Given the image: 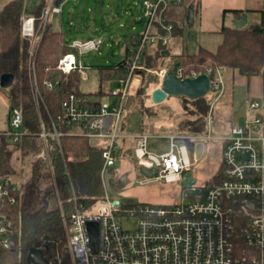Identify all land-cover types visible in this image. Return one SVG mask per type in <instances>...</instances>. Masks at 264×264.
Segmentation results:
<instances>
[{
    "label": "built area",
    "instance_id": "obj_1",
    "mask_svg": "<svg viewBox=\"0 0 264 264\" xmlns=\"http://www.w3.org/2000/svg\"><path fill=\"white\" fill-rule=\"evenodd\" d=\"M44 1L40 17L25 14L21 27L22 37L30 43V83L37 105L41 94L32 57L51 15L62 14L65 0L60 5H56L57 0ZM175 1H141L142 20H146L140 32L141 42H149L158 48L169 44L173 24L166 19L165 10L169 3ZM137 38V34H131L129 41L135 44ZM68 45L73 51L59 60L57 69L64 74L78 71L80 78L88 80L91 67L83 63L82 57L100 51L103 39H74ZM131 52H136L135 47H131ZM141 61L136 54L128 62L130 77L117 81L120 88L111 91L110 100L97 102L96 99L72 93L63 102L62 114L52 120V132L48 133L41 125L39 136L44 149L38 157L47 160L52 175L54 170L47 138H55L60 145L59 124L71 127L72 134L109 141L103 147V175L115 166L117 160H122L116 140L123 137L124 106L134 89L138 76L135 71L144 69ZM168 71L163 67L152 72L161 83ZM210 73L211 70H208L205 74L210 76ZM174 75L178 80L198 76L196 72L185 75L181 66ZM216 77V81L211 80L210 91L218 92L219 96L223 88L221 69H217ZM52 87L49 84V88ZM260 107L259 102H251L243 124L219 138L223 144L221 176L213 187H207V183L193 185L182 188L179 202L169 205L138 203L133 208H126L119 199L111 198L109 194L89 207L74 198L73 210L65 220L71 264H264V116L254 113ZM26 134L28 131L24 129L21 111L9 110L6 127L0 128V137L17 142ZM167 139L169 150L156 153L149 149L148 135L137 136L133 157L138 162H146L147 168H157L155 175L165 183H180L197 159L191 158L188 146L180 144L178 137ZM17 190L18 184L11 177L0 178V264H3L5 253L15 245L14 223L3 211L7 204H15ZM126 217L136 218L137 226L124 229L120 218ZM239 217L244 222L241 235L237 234ZM88 222L99 225L97 249L92 246Z\"/></svg>",
    "mask_w": 264,
    "mask_h": 264
},
{
    "label": "trees",
    "instance_id": "obj_2",
    "mask_svg": "<svg viewBox=\"0 0 264 264\" xmlns=\"http://www.w3.org/2000/svg\"><path fill=\"white\" fill-rule=\"evenodd\" d=\"M26 1L10 0L0 10V77L4 73L15 76L13 86L6 90L0 88V92L8 91L9 110L21 111L24 129L28 131L17 142L0 137V178L11 177L18 184V190L14 194L15 204H7L3 211L14 223L15 245L5 253L2 263L26 264L30 250L37 248L50 263L71 264L66 246L65 220L73 210L74 198L89 207L108 195L103 175L105 148L93 146L88 137L72 134L71 127L59 124L60 145L55 138H47L54 170L52 175L47 160L38 157L44 149L39 136L41 125L48 133L52 132V120L62 114L63 102L72 93L96 99L97 102L108 99L112 91L108 87L109 83L130 77L128 62L136 54L141 57L144 67L135 71L142 78L136 93L140 98L143 117L158 116L157 111L148 105L150 93L160 83L159 77L152 71L166 67L164 64L168 58H172L170 70L176 63H180L185 75L192 72L200 75L211 70L210 78L213 82L217 80V69L228 67L238 69L248 77H264V11H259L258 21L249 23L247 20L244 28L223 26L220 31L222 41L214 51L201 48L196 53L181 52L166 56L163 52L169 51L168 45L158 48L149 42L143 43L139 38L140 33H135L138 38L133 44L129 41L131 34L126 35L123 59L113 66L99 67V88L95 93L89 94L80 91L81 78L78 71L64 74L57 69L59 60L73 50L68 45L65 33L53 29L49 23L32 57L41 94V101L37 105L30 83V43L22 37L21 27L25 14L40 17L45 1L40 0L39 5L30 12L26 8ZM187 11L188 0H177L167 6L165 17L173 24L172 37L184 36ZM225 13H232L240 20L246 18L249 11L230 10ZM133 23L139 22L133 19ZM131 47H135V53L131 52ZM49 84L53 87L49 88ZM217 97L218 92L210 91L204 97L188 99L192 101V106L191 109L183 106L185 118L178 124V130L196 135L207 134L212 105ZM179 143L187 145L190 155H193L195 141L183 139ZM109 170L114 171L113 168ZM220 176L219 171L208 181L207 187H213L219 182ZM138 177L144 178L140 170ZM137 205L138 203L126 204L125 207L133 208ZM238 215L239 211L236 212V216ZM243 223L239 217L238 235H241Z\"/></svg>",
    "mask_w": 264,
    "mask_h": 264
},
{
    "label": "rangeland",
    "instance_id": "obj_3",
    "mask_svg": "<svg viewBox=\"0 0 264 264\" xmlns=\"http://www.w3.org/2000/svg\"><path fill=\"white\" fill-rule=\"evenodd\" d=\"M10 0H0V10L3 5ZM142 0H65L62 4V14H52L50 17V24L55 30H62L66 35V40L72 41L74 39H87V38H102L103 45L100 47V51L90 52L82 57L83 63L90 68L88 71V80H83L81 78L80 82V91L83 93H95L100 85L99 80V67L103 66H113L115 63L121 61L124 57V40L126 35L140 33L146 23V20L143 19V12L141 5ZM26 8L29 12L35 9L40 0H27ZM134 17V18H133ZM136 18V21L139 23H133V19ZM251 22V21H250ZM135 26V30H133ZM193 35L191 32V28L186 25L184 36L172 37L168 48L172 52V55H175V51L178 52H186V53H196L199 51V46L195 45V41H189V36ZM186 41V43L184 42ZM182 43H185L183 45ZM181 45L185 47V49L181 48ZM199 45V44H198ZM31 50V49H30ZM172 62V58H168L165 62L166 68L170 70V65ZM224 87L231 86V80H227V76L222 75ZM142 83V82H141ZM137 85V82H136ZM135 85V86H136ZM160 85H156L157 87ZM135 86L132 94L126 99L125 106L128 105L129 110H125L127 113V130L128 132H136L140 131L142 127V116L139 112H137V108L140 106V98L137 96V88L135 90ZM108 87L110 89L117 90L120 88L119 83L112 81L109 83ZM151 98V96H150ZM110 100V97H108ZM178 105L179 111H174L170 106H165L169 102H174ZM223 100L216 103L213 107V115L210 118V127L214 131L212 134L214 137L220 138L221 136H225L227 132L224 131L227 127H236L241 125V116L240 113L235 112V116H233V120L227 118L223 111H226L225 108L222 107ZM154 105V104H153ZM189 106L191 109L192 101L183 98V97H173L167 99L163 104L154 105L157 113L161 114V116L166 117L173 121V124L178 127V124L184 120L183 114V106ZM124 106V107H125ZM10 108V99L8 91L0 92V128H5ZM126 109V108H125ZM140 109V108H139ZM261 116H264V110L260 111ZM160 116V118H161ZM229 117V116H228ZM219 127V131L216 130ZM230 128V129H231ZM178 129V128H177ZM176 129V130H177ZM221 131V132H220ZM178 132V131H176ZM180 133V132H178ZM211 133V132H210ZM226 133V134H225ZM206 136H208L206 134ZM205 136V137H206ZM120 139L116 140V144L120 147ZM214 142L216 140H213ZM208 140H203L200 142L199 146H197L196 152L198 153L197 162H204V158L207 154L206 144ZM90 143L95 147H106L109 141L106 139L100 138H90ZM156 145L159 144V148L161 151L169 150L168 139L165 136H162L160 139L155 140ZM120 152V149L118 148ZM137 162V163H136ZM202 162L200 164H202ZM146 162H138L134 161L132 163L131 169H128V172H131L134 179L133 184L130 187H121V163L117 160L115 166L113 167L114 171L107 170L104 174L105 186L108 191L109 197L118 198L121 203L126 204H134L139 203L141 199L139 196L135 195H126L125 192L128 189L134 187L144 188V190L149 193H170L175 194L177 191L176 186H168L163 180L159 179L157 175L153 178H139V170L138 167L145 166ZM196 164L193 166L191 171H188L184 179L180 182L179 185L184 187H190L193 185H201L203 180H200V177L196 175ZM126 182V180H125ZM180 197H176L174 202H179ZM151 205H161L164 202H140ZM173 203V202H172ZM120 222L124 229H133L137 226L136 218H120ZM67 246V244H66ZM27 264V261H26Z\"/></svg>",
    "mask_w": 264,
    "mask_h": 264
},
{
    "label": "crops",
    "instance_id": "obj_4",
    "mask_svg": "<svg viewBox=\"0 0 264 264\" xmlns=\"http://www.w3.org/2000/svg\"><path fill=\"white\" fill-rule=\"evenodd\" d=\"M189 7L194 8V25L191 28V32H193L192 40L195 41L196 46H199V49L203 48L206 50L214 51L222 41V35L220 33L222 27H230L234 25L235 21H237V19L232 13L225 12L230 10H242L244 12L249 11V13H247L246 19L249 20V23H253L258 21L260 18L259 11H264V0H188V8ZM134 20H136V18ZM192 40L188 41V43ZM184 42L186 43V41ZM185 43L182 44L185 45ZM183 45H181V48L185 49ZM178 51L179 50L175 51V54L181 53V50L180 52ZM168 52L172 54L170 49ZM224 74L227 76V80H231V86L224 87L223 82L222 91L213 103L212 108L216 105V103L223 100L221 105L226 110L223 112L227 116V118L233 120L235 112H238L240 113L239 115L241 116V123L243 124L251 102L257 101L260 103L261 107L260 109L255 110L254 113L261 115L260 111L264 110V77H248L243 75L238 69L229 67L221 69V78ZM141 82L142 78L140 76H136L134 81V86L136 85L135 90L139 87ZM148 105L154 110L159 109L153 105V103L151 102V98L148 100ZM166 105L170 106L176 112L179 111L178 105L175 104V101L169 102L168 104H165V106ZM139 108H137L136 111L139 112L142 116ZM125 110L131 111V109H129L128 105L124 107V116L122 121L123 137L120 138L121 145L120 147H118L120 149V156H122V160H118L120 161L122 168L120 170V177L122 180L121 187H130L133 184V180L136 179L133 177L131 172H128V169H131L132 163L134 164V161L136 160L133 157L132 152L134 151L137 142V136L139 135L149 136V149L156 153L163 152L160 150L159 144L156 145L155 143V140L160 139L162 136H165L166 138L170 136H176L179 138L178 142L183 139H190L192 141H195L193 155H190L191 158L194 157L195 159H197L198 156V153L196 152L197 146H199L200 142H202L203 140H208L206 144L207 154L204 158L205 161H198V163H196L195 173L200 177V180H203V183L201 185L208 183V181L212 180L219 173L222 164L223 144L218 137L215 138L212 134L214 129L212 128V125L210 127V118L214 113L213 110L212 115L209 117L208 120V136H206V134L196 135L187 131L182 132L177 129V126L173 124L172 120L161 116V114L159 113L158 116L154 118L142 116L143 125L141 127V130L136 132H128L126 131L128 114L125 113ZM230 128L227 127L222 132L229 133L233 127L231 129ZM216 130L219 131V127H217ZM213 140L216 141L214 142ZM201 162L202 164H200ZM179 184L180 183L168 184V186H176L177 191L175 194H158L151 192L147 193L143 187L139 188L134 186L131 189H128L125 194L139 196V198L141 199L140 202L152 203L157 201L164 202L161 205H169L172 204V202L174 203V199L176 197L180 196L181 190L184 186Z\"/></svg>",
    "mask_w": 264,
    "mask_h": 264
},
{
    "label": "water",
    "instance_id": "obj_5",
    "mask_svg": "<svg viewBox=\"0 0 264 264\" xmlns=\"http://www.w3.org/2000/svg\"><path fill=\"white\" fill-rule=\"evenodd\" d=\"M64 0H57L56 5H60ZM186 23L192 28L194 25V8L189 7L186 15ZM247 25V19L242 18L234 22V26L238 29ZM1 27H0V50H1ZM193 39V35L189 36V41ZM169 56L168 51L163 52ZM180 67V63H176L174 67L168 71L160 85L151 93V102L154 105L162 104L169 97H186L195 100L206 96L211 89V78L207 74H200L195 78H185L178 80L175 78L174 72ZM15 82V76L12 73H4L0 77V87L2 89H10ZM157 168H147L140 166L141 174L146 178H153L157 173ZM88 230L90 233L92 246L94 249L98 247L99 225L97 222H88ZM27 264H52L43 257L41 250L31 249L27 256Z\"/></svg>",
    "mask_w": 264,
    "mask_h": 264
},
{
    "label": "flooded vegetation",
    "instance_id": "obj_6",
    "mask_svg": "<svg viewBox=\"0 0 264 264\" xmlns=\"http://www.w3.org/2000/svg\"><path fill=\"white\" fill-rule=\"evenodd\" d=\"M43 257L45 258V256L43 255ZM46 259V258H45ZM47 260V259H46Z\"/></svg>",
    "mask_w": 264,
    "mask_h": 264
}]
</instances>
